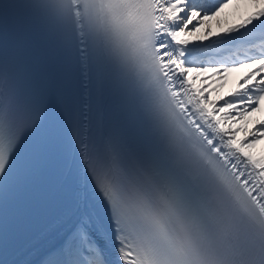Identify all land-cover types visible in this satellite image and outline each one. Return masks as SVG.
<instances>
[{
  "label": "snow or ice",
  "instance_id": "6c2138e0",
  "mask_svg": "<svg viewBox=\"0 0 264 264\" xmlns=\"http://www.w3.org/2000/svg\"><path fill=\"white\" fill-rule=\"evenodd\" d=\"M257 114L264 0H0V264L69 149L85 204L39 264H264Z\"/></svg>",
  "mask_w": 264,
  "mask_h": 264
},
{
  "label": "bare ground",
  "instance_id": "6f19581e",
  "mask_svg": "<svg viewBox=\"0 0 264 264\" xmlns=\"http://www.w3.org/2000/svg\"><path fill=\"white\" fill-rule=\"evenodd\" d=\"M242 74L243 71L240 73L230 74L228 77V81L226 82V85L220 94H227L232 88H234L237 78ZM259 118H264V114H257L255 117H252V119ZM248 126L251 127V124H249ZM262 149H264V140H261L255 151L259 154L260 150ZM85 199V186L83 185V183H77V189L73 193L71 204L67 207V209L60 216L58 215L53 221L48 222L46 225H44V228L37 230V232H35L29 239H27L26 242L14 248L15 256L20 259H22V257H26L27 259L32 258L37 252L40 251L39 245L45 247L49 243L56 242L61 230L66 227L69 219L78 209H82L84 207ZM46 241L49 243L44 245Z\"/></svg>",
  "mask_w": 264,
  "mask_h": 264
}]
</instances>
